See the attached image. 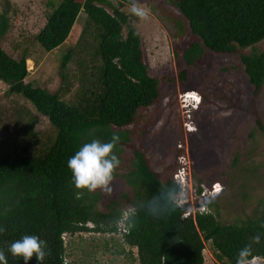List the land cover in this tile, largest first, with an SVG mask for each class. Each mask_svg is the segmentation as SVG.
Masks as SVG:
<instances>
[{"label":"trees","instance_id":"16d2710c","mask_svg":"<svg viewBox=\"0 0 264 264\" xmlns=\"http://www.w3.org/2000/svg\"><path fill=\"white\" fill-rule=\"evenodd\" d=\"M119 1L113 6L110 0H59L34 36L44 52L56 49L67 39L79 12L85 16L86 27L90 24L95 28L98 73L88 86H83L73 103L60 100L57 93L25 83L28 60L12 59L0 48V82L9 93L31 104L55 131L49 145L37 154L29 153L28 145L22 147V152L13 149L0 154V228L5 229L0 233V250L8 264H24L22 257H13L9 251L11 244L24 235H35L46 242L48 254L42 264H63V234L116 235L115 221L121 215V206L146 202L158 194L162 184H174L171 175L178 166L181 148L173 150L171 163L163 164L161 160L151 163L131 142L132 131L127 127L135 123L138 109L158 102V84L165 78L148 75L138 34L130 27L127 14L119 9ZM165 1L186 22L192 38L181 51L184 65L189 67L202 57L198 42L213 54L237 55L251 87V96L256 97L264 82V52L242 54L239 50L252 48L264 39V0ZM173 26L175 37L180 39L184 34L181 21L173 20ZM7 27L3 12L0 38ZM179 53L177 49L173 51L174 59ZM69 59L70 50L60 61L62 79ZM186 73L185 68L180 70L177 81L183 82ZM255 124L264 135V126L257 120ZM113 134L120 137L115 154L121 161L113 181V194L106 197L99 190L92 193L82 190V198L77 199L80 190L73 183L68 159L85 143L93 139L108 142ZM151 165L160 166L161 170L156 171ZM165 173H170L168 179L163 178ZM195 185L199 193L202 184L198 180ZM219 193L210 197V213L195 214L193 218H181L183 208L162 217L151 216L146 208H139L136 227L120 236L121 243L129 250L120 248L116 252L137 264H203L204 243L209 242L216 264H223L222 260L224 264H236L239 251L249 244L248 260L264 259L261 227L264 201L251 218L224 225L218 220L215 199ZM257 234L261 236L260 243H252ZM132 248L135 256L130 251ZM28 264L40 262L33 256Z\"/></svg>","mask_w":264,"mask_h":264},{"label":"rangeland","instance_id":"374dc122","mask_svg":"<svg viewBox=\"0 0 264 264\" xmlns=\"http://www.w3.org/2000/svg\"><path fill=\"white\" fill-rule=\"evenodd\" d=\"M58 2L0 0V14L5 13L8 25L0 38V48L12 59L28 60L25 83L57 93L60 100L73 103L83 86H88L98 73L99 61L94 55L97 32L90 24L86 27L85 16L79 12L65 42L44 52L35 43L34 36ZM119 2V9L127 14L130 27L138 34L148 75L165 78L158 84V102L138 109L135 123L127 127L132 131V145L151 163L161 160L163 164L171 163L173 150L180 146L179 154L189 164L187 168L194 186L198 180L206 188L219 184L220 193L215 199L219 222L226 225L251 218L252 212L264 201V135L255 124L257 120L264 126V82L259 94L252 98L237 55L213 54L200 42L202 57L186 67L180 59L181 51L192 38L186 22L172 6L165 0H137L151 10L149 19L141 21L130 13V0ZM110 3L116 6V0ZM176 19L184 29L180 39L175 37L173 20ZM176 49L180 53L174 59ZM68 50L70 59L62 79L60 61ZM239 52H264V39ZM184 68L185 80L178 82L177 73ZM186 92L197 98V103L187 109L180 99ZM54 134L46 118L20 96L9 93L7 86L0 82V154L13 149L22 152L26 145L29 153L37 154L49 145ZM151 166L161 170L160 166ZM169 176L170 173H165L163 178ZM87 228L91 227L87 225ZM61 238L65 249L63 264H137L116 252L129 248L114 234L85 232L63 234ZM130 251L135 256V249ZM202 256L203 264H216L209 242L204 243ZM250 264H264V259L253 258Z\"/></svg>","mask_w":264,"mask_h":264},{"label":"clouds","instance_id":"9594fccd","mask_svg":"<svg viewBox=\"0 0 264 264\" xmlns=\"http://www.w3.org/2000/svg\"><path fill=\"white\" fill-rule=\"evenodd\" d=\"M130 13L141 21H146L151 15V10L141 6L137 0H130ZM120 143L118 134H113L108 142H101L93 139L85 143L72 157L67 161V167L71 171L72 180L77 190L76 198H82L83 191L88 193L99 190L100 192L111 196L112 182L115 179V173L120 166V159L115 154V149ZM189 191L186 185L174 183L172 185L162 184L157 195L150 200L138 205H130L122 210L120 217L115 221V225L124 232H130L137 225V213L139 208H146L151 216L162 217L169 216L178 208L183 207L189 199ZM211 198L208 197L201 203L203 212L210 213L209 207ZM264 228V224H261ZM5 229L0 228V233ZM261 236L255 235L252 243L259 244ZM47 244L35 235H24L21 239L13 242L10 246V253L13 257H22L24 264L35 256L36 260L42 264L46 252ZM251 255V244L246 245L239 251L236 264H250L248 257ZM0 264H8L6 256L0 250Z\"/></svg>","mask_w":264,"mask_h":264},{"label":"built area","instance_id":"2783aa9c","mask_svg":"<svg viewBox=\"0 0 264 264\" xmlns=\"http://www.w3.org/2000/svg\"><path fill=\"white\" fill-rule=\"evenodd\" d=\"M192 93H183L180 96V99L182 101V105L184 108H188L189 106L192 107V105H195L197 102L196 95L191 96ZM189 132V131H187ZM180 148V146H178ZM177 164L175 171L171 175V181L173 183H178L181 185H186L188 188V191L190 193L188 202L179 209H184L181 215V218H188L193 216L195 214H205L206 212H203L200 205L202 202H204L206 197H213L215 194H217L220 191V186L217 183H214L210 185V187H204L203 185H200V192L198 193L196 188L192 185L190 174L188 171L189 164L187 160H184V156L179 154L177 157ZM88 227H91V225L87 224ZM115 233L117 236H121L123 234H126L127 232L122 231L115 225Z\"/></svg>","mask_w":264,"mask_h":264}]
</instances>
